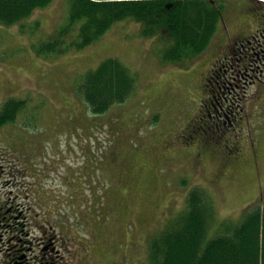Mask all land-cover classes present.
<instances>
[{
  "label": "rangeland",
  "instance_id": "374dc122",
  "mask_svg": "<svg viewBox=\"0 0 264 264\" xmlns=\"http://www.w3.org/2000/svg\"><path fill=\"white\" fill-rule=\"evenodd\" d=\"M251 5L221 1L209 47L181 66L161 59V37H141L130 19L83 50L40 57L37 47L66 22L67 0H51L18 24H0V106L11 97L24 102L0 128V200L22 211L26 233L30 221L35 238L36 225L43 227L67 264H146L149 238L183 209L192 188L214 197L216 223L207 238L249 206L264 210V19ZM257 30L263 34L247 42ZM227 38L247 41L242 47ZM234 49L222 67L224 53ZM106 58L135 72L138 88L93 115L77 87ZM205 81L232 121L224 129L234 131L236 151H228L230 139L203 141L187 126Z\"/></svg>",
  "mask_w": 264,
  "mask_h": 264
},
{
  "label": "trees",
  "instance_id": "16d2710c",
  "mask_svg": "<svg viewBox=\"0 0 264 264\" xmlns=\"http://www.w3.org/2000/svg\"><path fill=\"white\" fill-rule=\"evenodd\" d=\"M50 1L0 0V24L7 27L18 24L33 10L48 5ZM221 1L67 0L66 22L51 32L47 40L37 47L36 53L40 57H50L83 50L98 42L115 22L130 19L140 24L141 37H161V59L177 66L185 65L188 59L201 55L209 47L221 18ZM249 1L252 3L251 10L261 13L264 19V4ZM137 80L135 72L117 58H106L94 70L85 72L77 92L91 114L102 115L136 93ZM207 87L209 83L205 81L200 87V108L187 126L191 131L194 129L193 132H200L203 141L223 137L226 143L231 140V146L226 144L228 151H236L239 149L237 142L230 138L232 134L229 131L234 132L232 128L225 130L220 121L213 120L207 113L211 110L205 95L214 91V88ZM23 105V101L12 97L2 102L0 128L12 123L16 115L24 110ZM186 137L190 136L184 135ZM18 164H15L18 170L27 171L26 166L24 169ZM20 171L17 172L21 174ZM20 186L30 197L28 186L23 183ZM186 197L183 209L149 238V264H264V210L259 205L247 207L237 222L231 219L220 221L213 236L207 238L209 227L216 223L214 197L201 186L189 190ZM2 203L4 207L0 212L9 207L7 203L11 204L7 200ZM13 219V215L7 216L6 223H11ZM3 227L0 221V233Z\"/></svg>",
  "mask_w": 264,
  "mask_h": 264
},
{
  "label": "flooded vegetation",
  "instance_id": "af4514ba",
  "mask_svg": "<svg viewBox=\"0 0 264 264\" xmlns=\"http://www.w3.org/2000/svg\"><path fill=\"white\" fill-rule=\"evenodd\" d=\"M264 43V42H263ZM242 52L240 51V54ZM257 55V52H254ZM258 56V55H257ZM217 74V72H215ZM209 81L210 78L207 77ZM231 85V83H229ZM209 108L211 112L207 111L208 115L213 117V120L220 121L223 125L226 122L223 118H226V111L222 109V106L217 101L215 96H211L209 99ZM218 106H216V103ZM220 110V111H219ZM229 125H232L231 121H228ZM20 187V186H19ZM23 189V186H21ZM29 197V196H28ZM4 201V200H3ZM8 204V203H7ZM9 207L0 212V221L3 224V231L0 233V260L2 264H67L64 260V256L58 254L55 251L53 244V237L47 235V232L43 230V227L36 225L38 238L33 236V225L29 219L30 231L24 229L22 211L15 210L14 206L8 204ZM4 205L0 200V211ZM30 207V206H29ZM13 215L14 219L11 223H6L7 216ZM6 223V225H5ZM30 235V236H27ZM34 244L37 246L33 247Z\"/></svg>",
  "mask_w": 264,
  "mask_h": 264
},
{
  "label": "bare ground",
  "instance_id": "6f19581e",
  "mask_svg": "<svg viewBox=\"0 0 264 264\" xmlns=\"http://www.w3.org/2000/svg\"><path fill=\"white\" fill-rule=\"evenodd\" d=\"M201 105V104H200ZM220 111V110H219ZM209 112V111H208ZM206 115V114H205ZM211 117V116H210ZM231 120V119H230ZM234 123V122H233ZM212 125V124H211ZM233 125V124H232ZM223 128V127H222ZM213 200V199H212ZM212 200H211V202H212ZM34 202V201H33ZM19 204V203H18ZM259 208V207H258ZM257 208V209H258ZM20 209V208H19ZM253 209V208H252ZM23 210V209H22ZM227 219V218H226Z\"/></svg>",
  "mask_w": 264,
  "mask_h": 264
}]
</instances>
